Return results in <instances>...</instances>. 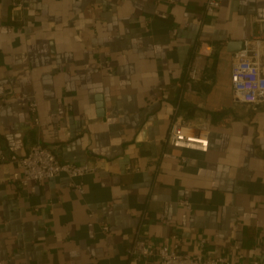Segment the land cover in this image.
<instances>
[{"label": "crops", "instance_id": "1", "mask_svg": "<svg viewBox=\"0 0 264 264\" xmlns=\"http://www.w3.org/2000/svg\"><path fill=\"white\" fill-rule=\"evenodd\" d=\"M205 1L0 0L1 146L24 156L41 142L94 167L80 193L65 174L24 186L0 162V264H155L130 254L137 231L264 264V103L233 102L230 63L264 35V0ZM177 117L206 124L208 152L168 143Z\"/></svg>", "mask_w": 264, "mask_h": 264}, {"label": "built area", "instance_id": "2", "mask_svg": "<svg viewBox=\"0 0 264 264\" xmlns=\"http://www.w3.org/2000/svg\"><path fill=\"white\" fill-rule=\"evenodd\" d=\"M15 9L27 10L29 7L25 0H11ZM221 4V0H206L205 8L207 12H214ZM176 33L177 30L175 29ZM264 35L258 34L244 41L241 49L232 53L230 63L232 68V99L235 104H244L252 108H257L264 103ZM205 69L201 56H196L187 65V84L192 86L198 81ZM33 113V122L40 125L41 122L36 116L37 102L30 103ZM168 143L176 148L208 152L210 142V130L206 124L196 129L190 122L177 117L173 120ZM10 161L20 168V183L27 186L30 181L41 183L65 174L69 177V185L79 191L84 192L83 177L94 172V167L84 164L78 165L69 162H62L58 159L54 151L37 142L33 144L29 152L24 156L7 153L0 144V162ZM130 167V165H129ZM35 187H32L34 189ZM181 203L191 207L187 200ZM110 227L103 225V231L108 232ZM173 246H154L148 238L142 236L138 231L131 240L129 247L130 254L137 260L151 259L155 264H261L258 259H248L244 253L238 254V260L233 261L226 255L213 254L200 251L190 254L181 250V237L178 233L172 234ZM206 240H202L201 247H205Z\"/></svg>", "mask_w": 264, "mask_h": 264}]
</instances>
